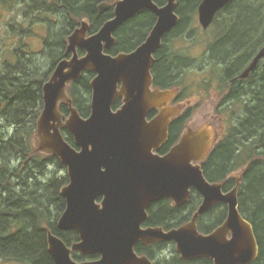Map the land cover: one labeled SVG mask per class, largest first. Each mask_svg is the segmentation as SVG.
<instances>
[{
	"label": "water",
	"instance_id": "water-1",
	"mask_svg": "<svg viewBox=\"0 0 264 264\" xmlns=\"http://www.w3.org/2000/svg\"><path fill=\"white\" fill-rule=\"evenodd\" d=\"M231 2L202 0L198 7L202 27L207 29ZM110 5L101 3L99 12ZM176 9L177 0H167L164 5L154 0H117L114 16L96 33L87 36L85 21L73 31L66 51L71 57L61 59L44 84L37 150L58 156L67 166L69 183L61 190L67 206L58 226L80 234V240L69 246L48 231L55 264H153L148 256L139 255L135 246L139 241L152 244L159 240L175 241L184 260L210 258L214 264H251L257 258L253 225L239 209L238 185L225 192L223 182H211L204 174L202 162L217 137L213 129L189 128L168 153L157 152L167 139L171 117L181 110L169 105L177 90L152 88L155 53L180 21ZM143 10L157 15L146 40L130 52L108 53L106 49L116 43L115 31ZM78 49L85 54L80 55ZM263 58L264 46L241 77H248ZM85 70L96 73L88 117L81 116L67 93L68 84ZM119 98L123 103L114 109ZM61 101L70 109L65 121L59 110ZM154 108L161 112L148 120ZM61 127L71 131L77 147L65 139ZM193 188L203 201L190 221L168 231L143 227L152 203L170 198L176 205H184ZM218 203L227 204L226 219L212 232H201L199 217ZM73 252L100 257L77 261Z\"/></svg>",
	"mask_w": 264,
	"mask_h": 264
},
{
	"label": "trees",
	"instance_id": "trees-1",
	"mask_svg": "<svg viewBox=\"0 0 264 264\" xmlns=\"http://www.w3.org/2000/svg\"><path fill=\"white\" fill-rule=\"evenodd\" d=\"M115 1L32 0L33 8L51 14L56 12L61 17L62 29L53 30L51 37L46 40L56 58L55 66L64 57L66 38L85 18L90 23V33L97 32L114 15V4L103 13L99 12L98 6ZM154 1L163 5L167 0ZM201 2L202 0H178L176 11L180 21L171 30L172 34L181 33L187 28ZM253 2L254 0H233L221 11H229L232 16L226 18L228 23L223 27L224 32L220 38L210 45L211 60L216 62L215 68L220 73L217 74L212 69L214 76L221 75L224 78L226 74V80V76L234 73L247 59L253 58L264 45V4L255 7ZM221 12L215 19L216 23ZM226 20L221 22L225 24ZM156 21L157 15L151 10L137 13L115 31L116 43L106 51L116 55L134 50L146 40ZM79 52L85 53L82 49ZM156 54L157 62L152 71L155 85L166 89L181 84L173 83L178 77L174 75L178 68L177 58L175 62H166L164 47ZM171 67L174 69L170 70ZM29 68L24 61L16 73L8 70V75L3 74L0 79L4 120L15 130L12 133L7 130L6 124L0 126V264H55L49 251V230L69 246L80 240L77 230H64L58 226L59 218L67 206L61 190L69 183L68 175L53 172L49 179L44 178L50 163L57 162L61 169L66 166L58 156L33 147V139L37 136V120L44 106L43 87L50 77L45 75L41 80H32L39 76L34 75V72L30 73ZM51 70L53 72L54 67ZM257 70L254 75V79H258L257 83L250 89L256 104L244 108L237 118H233L235 122L202 162V168L209 181L223 182L225 191L238 184L240 212L253 225L259 246L257 258L251 264H264V59ZM95 75L94 71L85 70L79 79L68 85L67 91L73 105L83 117H88L91 113V82ZM204 85L210 86V81H205ZM237 95L238 91L234 86L230 96ZM121 103L120 98L115 102L114 108ZM29 111L33 112L30 118ZM60 111L65 117L69 116V106L65 101L60 103ZM176 124L174 122L173 129ZM61 130L65 138L76 146L73 134L66 127ZM182 130L180 128V132ZM241 166H244L242 172L234 176ZM201 202L202 195L195 189L189 202L181 206H177L169 198L159 200L149 207V217L145 224L163 226L165 229L179 227L191 220ZM227 214L228 207L225 203L214 205L199 217V230L204 233L212 232L223 223ZM167 244L168 241H160L147 246L139 242L135 249L140 255H147L153 264H214L209 258L182 259L174 242L171 243L173 253L168 257L162 252L169 246ZM73 257L84 261L99 258V255L84 256L74 252Z\"/></svg>",
	"mask_w": 264,
	"mask_h": 264
},
{
	"label": "rangeland",
	"instance_id": "rangeland-1",
	"mask_svg": "<svg viewBox=\"0 0 264 264\" xmlns=\"http://www.w3.org/2000/svg\"><path fill=\"white\" fill-rule=\"evenodd\" d=\"M261 3L264 4V0H254L253 5L258 7ZM231 16L229 11L225 10L219 15L217 23L214 21L208 29H204L199 21L197 7L193 20L183 32L167 34L169 35L167 44L170 43L173 48L170 55L177 58L178 68L175 75L181 81L179 87L185 91L184 96L191 101L189 106L192 114L188 126L193 129L208 126L214 133L219 132L218 141L226 136L228 128L235 122L233 118H237L242 110L239 112L235 107H224L221 111L222 108L217 105L219 99H213L216 92L214 87L212 84L204 85V82L211 81V78L204 77L205 74L201 75L198 71L213 69L215 73L220 74L218 68H215L216 62L211 60L210 45L220 38L224 32L223 27ZM84 20L88 21L86 18ZM221 20H226V23L223 24ZM61 23V17L56 12L51 14L33 8L32 0H0V79L3 74L8 75V70L16 73L24 61L30 67L29 72L39 76L33 77L32 80H41L45 75L50 77L53 73L51 69L56 67L54 65L56 58L46 40L52 35L53 30L62 29ZM5 124L4 120L0 126ZM6 125L8 131L15 132L11 124ZM38 145L39 138L36 136L33 139V147L37 150ZM243 167L236 170L234 176H238ZM53 172L68 175L67 166L61 169L55 162L50 163L44 178L49 179ZM172 247L173 245L169 244L163 253L171 257Z\"/></svg>",
	"mask_w": 264,
	"mask_h": 264
},
{
	"label": "flooded vegetation",
	"instance_id": "flooded-vegetation-1",
	"mask_svg": "<svg viewBox=\"0 0 264 264\" xmlns=\"http://www.w3.org/2000/svg\"><path fill=\"white\" fill-rule=\"evenodd\" d=\"M87 35H90L89 30L87 32ZM168 36L169 35H166L163 38L162 45L156 51V53H158V51H160L164 47L165 53L167 55L166 62H175L176 58L175 57H171V55H170V50H173V48L170 45V43L167 44ZM156 53H155V58L157 56ZM70 57H71V55L70 54L66 55V52H65L63 58H70ZM254 57L255 56H253V58H251V59H247L244 63H242L237 68V70L234 73H232L229 76H226V78H227L226 80H225V75L226 74L224 75V78L221 75L214 76L213 72H212V69H210V70L208 69L207 71H204V70H199L198 71L199 73H201V75L205 74L204 77L205 76L206 77L209 76V79L211 78L210 85L212 84V87H214V89L216 91L215 92V97L213 99H219V102H218L217 105L220 108H224V107H227V105H230L231 107H235L236 109L240 108L241 110H243L244 108L248 107L249 105H255L256 104V99H255L254 95L251 94L250 89H251V87L253 88L254 85L257 83V80L254 79V75L258 71L257 70L258 67L254 71H252L248 77H246V78L241 77V74L250 65V63L252 62ZM156 62H157V59L155 60V63ZM155 63H154V65H155ZM154 65H153V67H154ZM173 69L174 68L171 67L170 70H173ZM175 74H176V70L174 72V75ZM213 77H215V78L213 79ZM222 81H225V82L223 83ZM174 82L178 83V82H181V81L176 79V80L173 81V83ZM234 86L237 88L238 95L235 96V97H232L230 95H231V92H232ZM152 88L153 89H157V88H160V87L156 86L154 81H153ZM168 88L177 90V93H176L175 97L169 102V105L170 106H179L181 108V111L179 113H177L175 116L171 117L170 124H169V127H168V136H167V139L163 143H161V146L158 149V153L159 154L168 153L170 151V149L176 143H178V141L180 140V138L182 137L184 132L189 128L188 121L191 118V114H192V112L190 110V106H189L191 101L189 99H187L186 96H184L185 91H183L181 89V87H179V85L178 86L177 85H172V86H170ZM0 103H1V106H0V124H1L4 121L5 112H4L3 102L0 101ZM160 112H161L160 108L152 109L150 111L149 115H148V120H152ZM32 113H33L32 111L28 112V114H29L28 118H30ZM22 120L25 121L24 118ZM174 122H177V124H176V127L173 129L172 126H173ZM180 128L183 129L181 132H180ZM218 140H219V132L217 131V139H216L215 142H217ZM144 227L147 228V227H154V226H146V224H144ZM160 241L164 242V240H160ZM160 241H158V242H160ZM158 242H155L154 244H158ZM168 244H171V243L168 242Z\"/></svg>",
	"mask_w": 264,
	"mask_h": 264
},
{
	"label": "bare ground",
	"instance_id": "bare-ground-1",
	"mask_svg": "<svg viewBox=\"0 0 264 264\" xmlns=\"http://www.w3.org/2000/svg\"><path fill=\"white\" fill-rule=\"evenodd\" d=\"M251 3V2H250ZM263 4V3H262ZM256 10V9H255ZM242 14V13H241ZM256 18V17H255ZM256 23V22H255ZM251 24V23H250ZM262 25V24H261ZM51 37V36H50ZM251 41V40H250ZM248 46V45H247ZM262 47V46H261ZM258 52V51H257ZM225 61V60H224ZM223 64V63H222ZM258 80V79H257ZM17 119V118H16ZM25 119V118H24ZM230 164V163H229ZM263 165V164H262Z\"/></svg>",
	"mask_w": 264,
	"mask_h": 264
}]
</instances>
